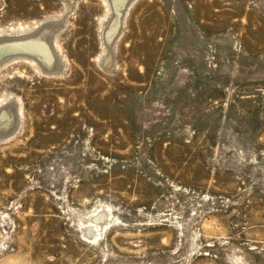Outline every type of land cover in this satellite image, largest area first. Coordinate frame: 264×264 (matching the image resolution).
Wrapping results in <instances>:
<instances>
[{
	"label": "rangeland",
	"instance_id": "374dc122",
	"mask_svg": "<svg viewBox=\"0 0 264 264\" xmlns=\"http://www.w3.org/2000/svg\"><path fill=\"white\" fill-rule=\"evenodd\" d=\"M44 27L56 66L0 61V264H264V0H0Z\"/></svg>",
	"mask_w": 264,
	"mask_h": 264
},
{
	"label": "bare ground",
	"instance_id": "6f19581e",
	"mask_svg": "<svg viewBox=\"0 0 264 264\" xmlns=\"http://www.w3.org/2000/svg\"><path fill=\"white\" fill-rule=\"evenodd\" d=\"M123 1H125V0H111V3L113 6V5L119 4ZM113 25H114V21L112 20L108 24L107 30L112 31ZM116 28H117V26H116ZM3 39H5V38H3ZM10 54H13V56L16 54L31 56V57L35 58L37 61H39L42 65H46L45 68L46 67L51 68L54 65V63L56 66V62H54L55 61L54 54L51 50V43L49 41V28L48 27H46V28L44 27V29L41 30L40 32H37V33L32 34L30 36H26L24 38L18 37L17 39H13L10 41H5V40L2 41L1 40L0 41V61H1V58L5 57L6 55H10ZM11 117H12L11 112H9L8 109L7 110H5V109L0 110V131L6 130L11 124H13V119H12V121H10Z\"/></svg>",
	"mask_w": 264,
	"mask_h": 264
}]
</instances>
